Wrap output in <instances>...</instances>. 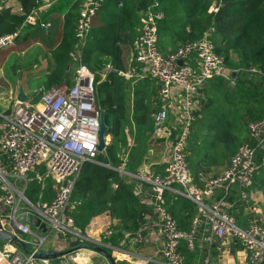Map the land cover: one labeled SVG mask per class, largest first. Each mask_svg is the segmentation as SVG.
<instances>
[{
    "label": "trees",
    "instance_id": "obj_1",
    "mask_svg": "<svg viewBox=\"0 0 264 264\" xmlns=\"http://www.w3.org/2000/svg\"><path fill=\"white\" fill-rule=\"evenodd\" d=\"M15 2L17 10L11 6L0 10V36L20 30L26 36L23 39L33 36L32 42L43 45L51 62L45 75V89L61 83L70 86L75 74L73 64L76 69L86 65L95 73L110 63L130 74L111 71L102 81L94 79L95 104L107 127L104 136L110 134L111 140L96 155L95 162L82 165L69 196L66 212L79 231L84 230L94 214L104 210L117 220L108 237L111 243L123 239V231L138 227L139 202L134 193L137 180H125L116 168L128 150L123 167L129 173H136L144 167L150 145L164 143L163 138L152 137L155 123L151 115L158 108L155 110L150 104L151 96L156 95L150 81L157 80L147 75L142 64L131 55L141 26V13L147 9L163 13L157 25L161 52L174 51L179 44L199 38L208 29L214 52L223 61L225 75H214L205 81L196 95L195 117L185 146L192 181L218 175L229 164L237 147L251 142L248 124L264 116V0H104L91 17L83 40L75 36V26L86 0H60L58 8L66 6L61 18L52 16L56 5L53 4L39 13L33 25L26 18L44 1ZM215 6L217 12L210 11ZM188 61L195 64L194 59ZM32 64L36 65L37 61L33 60ZM128 92L133 94L130 113L126 110ZM156 96L159 101V88ZM173 120L170 117L169 121ZM128 138H132L131 144ZM256 161L251 187L264 193V150L257 152ZM33 176L25 196L33 204L50 202L54 196L52 181L47 178L42 183ZM142 185L151 189L148 183ZM217 191L223 196V189ZM162 198L163 207L175 219L177 228L191 233L196 204L172 189L164 190ZM7 212L0 203V216ZM178 249L185 258L194 254L183 239Z\"/></svg>",
    "mask_w": 264,
    "mask_h": 264
},
{
    "label": "built area",
    "instance_id": "obj_2",
    "mask_svg": "<svg viewBox=\"0 0 264 264\" xmlns=\"http://www.w3.org/2000/svg\"><path fill=\"white\" fill-rule=\"evenodd\" d=\"M0 0V10L7 7ZM104 0H86L75 26V36L85 39L90 28L91 17ZM48 4L33 10L26 18L29 25L35 23L41 10ZM217 7L210 11L217 12ZM163 18L161 11L147 9L141 13V26L134 42L131 55L142 64L146 74L159 83L160 108L153 115L155 123L152 137L163 138L166 151L164 172L153 174L147 168L136 173L117 167L121 175L148 183L152 190V204L159 216L160 231L164 245L160 254L167 264H182L183 255L179 251L180 239H189L190 233L177 228L175 219L163 207V192L174 186L180 194L196 204L193 225L199 217H204L209 229L222 241L225 237L239 240L249 252L251 263L256 264L264 256V226L251 224L243 229L233 216L223 209V201L229 188L236 184L245 196L244 189L253 183L257 168L256 154L264 150V116L248 124L251 142L241 143L230 158L229 164L218 175L206 179L202 187L196 186L191 177L190 167L185 156V146L189 135L196 95L206 81L214 75H225L222 58L214 52L210 30L206 29L193 41L179 44L171 52L163 53L158 48L157 25ZM48 25V23H47ZM45 25V26H47ZM20 30L0 36V49L12 46L19 37ZM83 43V41H81ZM194 59L195 64L188 60ZM181 61V64L178 63ZM114 68L106 63L101 69L106 77ZM121 74V71L118 72ZM95 74L86 65H79L70 86L59 84L40 94L35 104L16 100L6 112H0V203L8 209L0 216L4 229L15 233L26 244L23 235L35 239L24 253L14 244L0 245V264H50L47 258H36L45 240L36 235L29 223L17 222L18 210L33 213L41 218L49 232L73 235L81 238V232L73 226V219L66 208L74 182L85 162H95L98 143L99 109L94 100ZM174 117L172 133L167 123ZM170 138V139H169ZM124 166L126 157H121ZM41 169L43 171L41 172ZM33 179L52 181L54 196L50 202L33 204L25 196L28 186V173ZM22 183V189L17 184ZM218 189L224 194L219 199L212 197ZM213 199V200H212ZM112 234V229H105ZM136 239H140L137 233ZM190 243V241H189ZM73 260L76 256L72 257Z\"/></svg>",
    "mask_w": 264,
    "mask_h": 264
},
{
    "label": "crops",
    "instance_id": "obj_3",
    "mask_svg": "<svg viewBox=\"0 0 264 264\" xmlns=\"http://www.w3.org/2000/svg\"><path fill=\"white\" fill-rule=\"evenodd\" d=\"M43 1V5H49L45 10L49 9V7L53 4H56L55 7H53L54 9L52 16L55 18L62 17L64 13L63 9L66 8H64L63 5L58 8L57 3L60 0ZM3 3L6 4V6H11L13 10L18 9L15 0H4ZM45 10H41L40 14ZM46 29L47 26L45 30ZM32 37L33 36H30L27 39L18 40L14 43V45L10 46V48L5 47L0 49L3 50L1 51L3 57H0V112H6L12 107L13 103L17 100L16 96L18 93V86L21 84L20 79L22 81L28 80L27 76L32 71L30 70L32 68H29V70H27L28 72H26V70H23L25 68L24 67L22 69L23 77H19L16 84V82L7 80L5 78L6 74L4 75V73H2V67H4L8 62L10 63L15 54L19 59L22 58V64H28L27 62H32L35 59L36 55L33 53L36 50L38 53H44L46 55L45 58L44 54H40L38 63L43 64L49 60V54L46 49L39 42H32ZM29 41L31 42L28 43ZM33 47H35V49L32 50ZM24 56H26L27 59H24ZM50 67L51 66L49 65V68ZM49 68L48 70L46 69L45 74L43 72V79H45V75L50 70ZM121 74L124 73L121 71ZM158 84V81H150L151 88L153 91H156V95L159 88ZM202 86H204V84ZM22 88H24L23 84ZM156 95L151 96L150 104L155 110L157 108V110H159L160 103ZM132 98L133 94L128 92L126 104V110L128 113H130L133 108ZM8 103H10L9 106ZM156 111L152 113V118ZM173 121H169L167 123L172 134H174L175 130L171 128L173 127ZM104 137L106 143H109L111 140L110 134H107ZM128 140L131 144L132 138H128ZM127 151L128 150H126V153ZM161 152L160 150L159 152L156 151L155 146H151L147 151L148 159L143 168L149 169L153 174H162L164 172V160L161 157ZM126 153L122 157H126ZM121 176L127 181H131L133 179L126 175ZM207 178V176L203 177L200 180L194 181L193 183L200 187ZM18 184L17 187L21 190L22 183ZM134 190L135 196L139 202V206L136 207L140 211L138 227L132 231H123V239H121L116 244H113L108 240V237L111 234L107 235L104 233V231L105 229H112L113 232V229L117 225V220L111 216L108 210H104L94 214L91 217L84 230L80 231L82 235L81 238L75 237L73 235L65 236L55 232H49L48 228L46 231H43L42 228L31 227L32 231L36 235L40 237H46L41 251H63L81 243H87L90 245H98L106 249L114 258L115 264H167L164 257L160 254V250L164 245V237L160 231L159 216L156 215L155 209L152 205V191L151 189L143 187V185L141 186V182L138 180L134 184ZM172 190L179 192L180 188L178 186H174ZM239 190L240 189L236 184L229 188V193L222 203L223 209L229 212L233 216L238 226L243 229L247 228L251 224H259L264 226V193L260 189L250 186L244 189L245 196H241V193L239 196ZM219 194L220 193L217 191L212 198L214 200L219 199ZM23 210L25 209L20 208L18 210L19 216L22 214ZM137 233L140 234V239H136ZM190 235L191 237L189 239H182L186 241L189 251L193 250L191 253L194 252V254L190 255V257L188 255V257L185 258V256L181 253L183 255L182 264H253L250 261L249 252L244 249L239 240H236L232 237H225L221 241L219 237L209 229L208 223L204 217H199L195 225H193L191 220ZM23 237L24 240L28 241L27 246L29 244H33L35 241V239H33L28 234L23 235ZM182 239H180V241ZM74 256H76L75 260L72 259ZM49 262L50 264H110L103 255L89 248H82L78 251L57 258H50ZM256 264H264V256L263 259Z\"/></svg>",
    "mask_w": 264,
    "mask_h": 264
},
{
    "label": "rangeland",
    "instance_id": "obj_4",
    "mask_svg": "<svg viewBox=\"0 0 264 264\" xmlns=\"http://www.w3.org/2000/svg\"><path fill=\"white\" fill-rule=\"evenodd\" d=\"M63 2H64V0H63ZM58 3H60V2H58ZM64 8H66V7L64 6ZM63 10L65 11L66 9H63ZM25 37L26 36L24 35V33L21 32L20 35H19V37L15 40V42H17L18 40H23V38H25ZM6 48H10V46H8ZM33 49H35V47H33L32 50ZM1 51H3V50H0V57H3L2 56L3 54H2ZM74 53H75V55H77L78 50H76ZM33 54L36 55L34 61H37V65H33L32 62H27L28 64H24V63L22 64L21 63L22 62L21 61L22 58L19 59L17 57V55L15 54L14 57L12 58L11 62L10 63L8 62L4 67H2V73H4V75L6 74V77L5 78L7 80L16 82V84H17L18 78L19 77H21V78L23 77V74H22L23 70H26V72H28L27 70H29V68H32V69H30L32 71L29 74L26 73V74H28V76H27L28 77V80L22 81L20 79L21 84H19L21 86L23 84V86H24L23 89L25 90V93H26V95L28 97V100L27 101L30 104H32V105L35 104L39 100L40 94L43 91L47 90V89H45V86H44L45 85L44 84V80L45 79H43L42 74H43V72L45 74L46 69L48 70L49 65L51 63L49 60H47L46 63L40 64V63H38L40 54H44V53H38V51L36 50ZM75 55L73 57H75ZM26 56H27V54H26ZM26 56H24L25 57L24 59H27ZM44 56L46 58V55L45 54H44ZM72 70H73V74H74V71H76V66L74 64L72 65ZM94 74H95V79H99V81H102L104 79V76H102V74H101V70L96 71ZM124 75L130 76V74H128V73H124ZM9 105H10V103H8V106ZM151 146L152 147L155 146L156 147V151H158V152H159V150H160V152L162 151L161 152V154H162L161 157L163 159L165 158V151H166L165 143H161V144L160 143H155V144H151L150 147ZM122 167L123 166L121 164L119 168H122ZM33 175H34L33 172L27 174L28 178L32 177ZM19 187H21V186H19ZM0 244H2L1 241H0Z\"/></svg>",
    "mask_w": 264,
    "mask_h": 264
},
{
    "label": "water",
    "instance_id": "obj_5",
    "mask_svg": "<svg viewBox=\"0 0 264 264\" xmlns=\"http://www.w3.org/2000/svg\"><path fill=\"white\" fill-rule=\"evenodd\" d=\"M43 28L45 29L46 26H43ZM178 63L181 64V61H178ZM111 71L116 72V73L119 72V70L115 69V68H112ZM209 80H210V78H206V81H209ZM16 98L18 101H21V102L28 100V97L24 93L21 85L18 88V93H17ZM106 128L107 127L103 121V115L99 111V129H98V143H97V150L99 152H102L104 150L106 144H107L105 141V137H104V133L106 131ZM17 222H19V223L27 222V223H29L30 227L42 228L43 231L47 230V226L41 220V218L39 216L31 213V212L21 214L17 218ZM0 241L3 243L7 242L10 244L16 245L24 253L28 252L27 244L19 236H17L15 233L4 229L1 225V222H0ZM82 248H89V249H92L94 251H97L98 253L103 255L109 261L110 264H115L114 258L111 256V254L106 249H104L103 247L98 246V245H90L87 243H81L79 245L73 246V247H71L67 250H63V251L43 250V251H39V252L35 253L34 256L36 258H47V259L57 258V257L63 256V255H67L69 253L78 251Z\"/></svg>",
    "mask_w": 264,
    "mask_h": 264
}]
</instances>
